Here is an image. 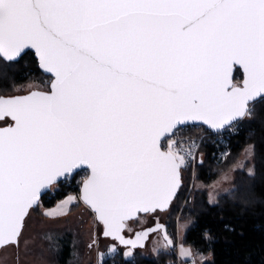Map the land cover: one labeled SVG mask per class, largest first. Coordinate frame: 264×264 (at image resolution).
Segmentation results:
<instances>
[{"label": "snow or ice", "instance_id": "1", "mask_svg": "<svg viewBox=\"0 0 264 264\" xmlns=\"http://www.w3.org/2000/svg\"><path fill=\"white\" fill-rule=\"evenodd\" d=\"M25 49L49 78L47 90L13 85L17 94L0 95V248L27 246L26 218L46 190L83 171L79 195L45 215L82 200L133 264L153 231L162 233L157 256L175 251L158 223L135 239L125 230L141 213L169 210L182 169L196 164L201 141L181 135L194 122L235 131L264 104V0H0V62ZM243 151L232 168L254 179L255 146ZM107 251L119 254L116 244Z\"/></svg>", "mask_w": 264, "mask_h": 264}, {"label": "trees", "instance_id": "2", "mask_svg": "<svg viewBox=\"0 0 264 264\" xmlns=\"http://www.w3.org/2000/svg\"><path fill=\"white\" fill-rule=\"evenodd\" d=\"M0 73H2L0 95L17 94L13 85L25 86L31 82L47 81L49 78L40 73L37 60L32 53H27L16 63L0 62ZM196 134L198 131L191 133L192 136ZM227 140L231 153L223 162L217 159L223 150L218 149L220 145L215 144L211 138L205 140L199 152L202 153L204 163L202 166L199 163L200 155L196 165L197 181L208 188L225 173L235 170L232 165L238 160L241 161L243 150L250 143L255 146V157L249 165H254V179H249L238 169L234 187L239 188L240 191L236 198H229L225 194L218 197L216 204H212L208 194L199 191L188 199L181 209L186 193V177L183 175V187L168 211L170 216L165 224L174 236L178 218L182 223L189 224L182 243L190 246L193 253L202 252L207 259L203 264H264V104H257L254 117L243 120L238 132ZM69 189L61 188L56 196H44L41 208H54L66 197ZM79 207L80 205L71 208L73 210ZM41 208L34 211H40ZM206 233L210 238L206 237ZM68 239H71L70 236ZM174 247L175 251L159 256L134 253L136 257L134 264H177L175 241ZM64 249V258L70 257L71 247L66 245ZM82 252L81 248V254ZM52 257L54 261L58 259L61 261L56 254ZM103 264H133V262L124 258L123 252L119 251V254L107 259Z\"/></svg>", "mask_w": 264, "mask_h": 264}, {"label": "rangeland", "instance_id": "3", "mask_svg": "<svg viewBox=\"0 0 264 264\" xmlns=\"http://www.w3.org/2000/svg\"><path fill=\"white\" fill-rule=\"evenodd\" d=\"M46 82L47 81L31 82L24 87L25 90H30L29 85H31L32 89L47 90ZM214 141L220 145L218 149H223L217 156V159L223 162L225 159H220V154L225 148H228L226 146L227 138L224 136H217L214 138ZM244 157L245 153H243L241 161L244 160ZM195 170H197V167ZM237 170L238 169L236 168L233 171L227 172L231 176V180H224L222 179V176L217 182L208 188L197 181L196 171L191 172V174L187 175L185 178L186 193L184 202L181 203V209L186 205L187 200L195 196V194L199 191H205V193L208 194L209 200L210 194L214 195L215 202L211 203L216 204L219 196L225 195L226 190L234 188ZM52 189L56 190L57 187L55 186ZM79 192L80 188L72 189V191H69V194L79 195ZM69 194H66V197ZM61 201H59L52 209L41 208L40 211L31 212L30 216L26 220V229L24 233V239L28 241L27 246L22 243L19 248L11 247V249H7L5 251L1 250L0 264H103V262L113 256L112 254H109L107 250L110 245L114 244V242L101 237L102 227L97 222V220H95V215L93 212L87 208L81 202V200L74 201L72 205L69 206V211L64 215L54 218L45 215V210H56ZM77 205H80V207L72 210L71 207ZM154 216L159 217V219L165 224L168 221L170 212L161 213L158 215L154 214ZM154 216H140L137 221L130 222L129 224L132 228V231L126 230L127 234L133 235L135 231H139L141 229L144 230V228L151 226L154 224ZM188 227V223H182L178 218L175 228L176 235L174 236L171 230H169L170 236L172 235L173 240L175 239L174 241L176 243L177 255L179 251L178 245L182 242L183 236ZM69 236L71 239H68ZM93 239H96L98 243L92 244ZM161 240V233H156L155 235L151 236L147 248L139 252L145 256H156V254L153 252V247L154 245L158 246V242ZM89 244H92L91 248L89 247ZM66 245L71 247L72 253L70 254V257L64 258V248ZM80 246L83 250L82 254ZM118 249L119 251L124 252V249ZM100 252L105 253L103 258L99 257L98 253ZM54 254L59 256L58 258L61 259V261H59V259L57 260L59 263L53 260L54 258L52 255ZM185 259H187L188 264H191L193 259L195 260L196 264H202L200 256L195 255V253L193 257L188 258L178 256L177 264H182V261Z\"/></svg>", "mask_w": 264, "mask_h": 264}, {"label": "built area", "instance_id": "4", "mask_svg": "<svg viewBox=\"0 0 264 264\" xmlns=\"http://www.w3.org/2000/svg\"><path fill=\"white\" fill-rule=\"evenodd\" d=\"M237 78L239 79L240 77L237 76ZM239 126L240 124L237 126L235 131H231V130H224L221 133H212L206 129H200L201 127H189L185 132H183L181 135L188 138V139H199L201 141V146L197 152V159H196V164L193 167H189L186 169H182V174L186 177L187 175L191 174V172H195V168L197 167V163L200 159V149L202 147V145L204 144L206 139H213L217 136H224L227 139H229L232 135H235L238 130H239ZM193 131H198V134L192 136L191 133ZM215 144H218L216 141H214ZM226 146L228 147V140H227V144ZM85 175V173L83 171H79V174H76L72 177H68L65 180H63L61 183H59L58 185H56L57 189L56 190H51V192L49 193V196H56V193L61 189V188H70L66 194H69V191H72V189H79L81 187V180L83 178V176ZM48 196V197H49Z\"/></svg>", "mask_w": 264, "mask_h": 264}, {"label": "water", "instance_id": "5", "mask_svg": "<svg viewBox=\"0 0 264 264\" xmlns=\"http://www.w3.org/2000/svg\"><path fill=\"white\" fill-rule=\"evenodd\" d=\"M25 53L27 54V53H32L33 55H34V57H35V59L37 60V63H38V58L36 57V55H35V50L34 49H25ZM26 54H24V53H22L21 54V57H19V58H17L14 62H12V63H16V62H18L24 55H26ZM38 68H39V70H40V73H42L44 76H46V77H49L48 76V74H46L40 67H39V64H38ZM245 120V119H244ZM193 122H190V124H192ZM195 124H200L201 126V128L203 127V128H205V129H207L208 131H210V132H212V133H216V132H214V131H211L209 128H208V126L207 125H202V122H194ZM192 127H195V126H192ZM76 173H73V174H70L68 177H71V176H74ZM181 177H182V172H181ZM65 178H61V182L64 180ZM60 182V183H61ZM183 187V179H182V183H181V186H180V188L178 189V191H177V194H176V197L173 199V201H172V204H173V202L176 200V198H177V196H178V194H179V190H181V188ZM52 189V188H51ZM51 189H49V190H46V195H43L42 196V199H43V197L44 196H47L48 194H49V192L51 191ZM81 202L87 207V208H89L92 212H93V210L87 205V204H85L82 200H81ZM172 204H171V206H172ZM171 206H170V208H171ZM170 208H169V210H170ZM169 210H167V211H165V212H159V214H161V213H166V212H168ZM93 214H94V212H93ZM95 215V214H94ZM145 215H154V214H143V213H141L140 214V216H145ZM156 215V214H155ZM28 218V217H27ZM27 218H26V220H27ZM140 218V217H139ZM139 218H137V219H135V220H132V221H129V223L130 222H134V221H137ZM96 220V219H95ZM98 222V221H97ZM99 223V222H98ZM100 224V223H99ZM159 225H162V226H164L165 228H166V230H167V232L169 233V231H168V227L166 226V224H164V223H158ZM157 225V224H156ZM156 225H154V226H151V227H147V228H154ZM100 226L102 227V233H103V225L102 224H100ZM147 228H144V229H147ZM127 230V229H126ZM125 230V236H126V238H131V239H135V234H136V232H135V234L134 235H132V236H130V235H128L127 234V231ZM143 229H141V230H139V231H142ZM139 231H137V232H139ZM101 233V237L103 238V239H107V240H109V241H111V242H114V244H116L117 246H118V248H120V249H124L125 250V248H126V246H124V245H121V244H119V242L118 241H114L111 237H105V236H103V234ZM156 233H161V232H158V231H153V232H151L150 234H149V236L147 237V239L144 241V244H143V247H137L135 250H134V253H136V252H139V251H142V250H145L146 248H147V245H148V243H149V241H150V238H151V236H153V235H155ZM161 235H162V233H161ZM172 238V237H171ZM173 239V238H172ZM173 242H174V240H173ZM8 246H12V245H7V246H4V247H2V248H0V251L1 250H3L4 248H6V247H8ZM170 248H173L174 247V244L172 245V246H169Z\"/></svg>", "mask_w": 264, "mask_h": 264}, {"label": "flooded vegetation", "instance_id": "6", "mask_svg": "<svg viewBox=\"0 0 264 264\" xmlns=\"http://www.w3.org/2000/svg\"><path fill=\"white\" fill-rule=\"evenodd\" d=\"M154 216V215H153ZM157 223H164V222H162L160 219H159V217H155L154 216V224H152L151 226H154V225H156ZM151 226H149V227H151ZM167 226V225H166ZM168 231H169V229H168ZM135 232H137V231H135ZM135 232L133 233V235L135 234ZM130 236H132V235H130Z\"/></svg>", "mask_w": 264, "mask_h": 264}, {"label": "crops", "instance_id": "7", "mask_svg": "<svg viewBox=\"0 0 264 264\" xmlns=\"http://www.w3.org/2000/svg\"><path fill=\"white\" fill-rule=\"evenodd\" d=\"M24 233H25V231H24ZM11 247H12V248H17V247H15V246H9V247H7V248H5V249H3V250L5 251V250H7V249H11ZM3 250H2V251H3ZM2 251H0V252H2Z\"/></svg>", "mask_w": 264, "mask_h": 264}]
</instances>
